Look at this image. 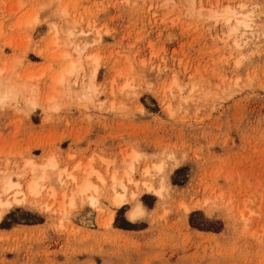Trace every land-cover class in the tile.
I'll use <instances>...</instances> for the list:
<instances>
[{
    "label": "rangeland",
    "instance_id": "374dc122",
    "mask_svg": "<svg viewBox=\"0 0 264 264\" xmlns=\"http://www.w3.org/2000/svg\"><path fill=\"white\" fill-rule=\"evenodd\" d=\"M0 70V197L58 161L1 219L0 264H264V0H0Z\"/></svg>",
    "mask_w": 264,
    "mask_h": 264
},
{
    "label": "bare ground",
    "instance_id": "6f19581e",
    "mask_svg": "<svg viewBox=\"0 0 264 264\" xmlns=\"http://www.w3.org/2000/svg\"><path fill=\"white\" fill-rule=\"evenodd\" d=\"M223 16L224 21L227 23H231L232 20H235V24L231 27V32H239L242 30H245L249 28V21L246 19H233V17H230V15H234L231 11L226 12ZM76 65V64H75ZM72 64L68 70V75H73L76 72V66ZM98 65V62L96 63ZM96 69V67H95ZM0 72H3V70H0ZM59 83H64V78L59 79ZM37 92V91H35ZM16 97L15 89L12 87H7L3 83L0 82V102H3L6 99H10ZM138 161V155L136 154L134 158L132 159V162L129 164V169L134 170L135 163ZM58 161L55 159L53 155H50L47 159L44 160V162L40 165H36L32 160H28L26 162V166L30 169V175L29 179L26 181L24 175H21V177L24 176V179L22 181H13L12 178H5L2 180L1 188L2 193L6 196V199H2L0 197V221L3 218L4 214L9 211L11 208L15 206H23V207H30L32 204V201L29 200L27 195L31 197H38L42 194V190L45 189V186L47 185V182L50 178H52L51 173L54 174L56 172V167ZM76 170L82 171L86 174V179L84 182L79 186V189L77 193L73 197H79L82 199L83 203H86L89 205L90 208L98 209L100 204V198L98 197L99 193V185L94 183L92 179L94 178L97 180L100 184L105 182V179L103 175L94 170L91 165L87 168H81L79 165H76ZM156 170L159 173H163V165L160 164L157 166ZM65 170L62 172L57 173V179L61 181L63 179V176H65ZM147 174L148 171H145ZM129 174V173H128ZM69 177L73 182H76V178L73 176L72 173L68 174ZM53 179V178H52ZM113 185H119L120 188L124 192H116L114 190V194L111 196L110 202L111 205L115 208H120L124 204H126V191H127V184L123 182H117L116 177H112ZM129 182H132L131 179H128ZM51 187V186H50ZM115 188V187H114ZM141 190L143 192H146V194H153L158 197H162L164 194V191L166 190V187L162 182H160V185L157 186L156 184L152 182H146L144 181L142 183ZM137 196V194L132 195V199H134ZM50 197L53 198L52 200H55V194L51 193ZM34 206V205H33ZM73 198L71 199V202L69 203V207L73 209L74 207ZM49 210V207H47ZM145 209L140 204L137 203L133 205V207L128 211L127 216L130 220H136L140 216H144ZM113 216L110 217L109 223H112ZM137 221V220H136Z\"/></svg>",
    "mask_w": 264,
    "mask_h": 264
}]
</instances>
